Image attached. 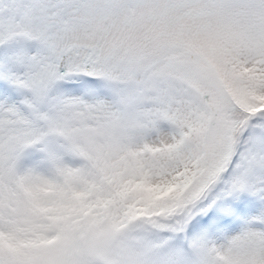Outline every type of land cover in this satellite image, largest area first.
<instances>
[{
  "label": "rangeland",
  "instance_id": "1",
  "mask_svg": "<svg viewBox=\"0 0 264 264\" xmlns=\"http://www.w3.org/2000/svg\"><path fill=\"white\" fill-rule=\"evenodd\" d=\"M15 3L0 264H264V0Z\"/></svg>",
  "mask_w": 264,
  "mask_h": 264
},
{
  "label": "trees",
  "instance_id": "2",
  "mask_svg": "<svg viewBox=\"0 0 264 264\" xmlns=\"http://www.w3.org/2000/svg\"><path fill=\"white\" fill-rule=\"evenodd\" d=\"M2 2V7H5L7 9H9L11 11L10 14H13V11L16 8V3L15 0H1ZM256 113V112H255ZM255 113L250 112L247 113L243 116H239V118H230L231 121L235 122V128H239L242 126L244 119L246 118V121ZM248 115V117H247ZM229 120V118H228ZM264 123V122H263ZM254 124H256V122H254ZM229 139L231 141V158H230V162H232V165L236 168L242 167L244 160L249 158V155L252 154V151L250 149V143L247 140V138H242V140H238L237 139V134L236 131L231 133L229 135ZM237 158H239L240 160L237 162ZM243 172V171H241ZM238 174V173H237ZM228 185V184H227ZM230 186V184H229ZM227 186V187H229ZM139 231V229H135L131 232H129L131 235H136V233ZM163 240H168V237H163Z\"/></svg>",
  "mask_w": 264,
  "mask_h": 264
}]
</instances>
